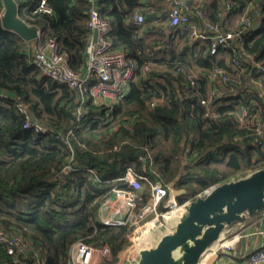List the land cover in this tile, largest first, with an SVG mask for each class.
<instances>
[{
	"label": "trees",
	"instance_id": "trees-1",
	"mask_svg": "<svg viewBox=\"0 0 264 264\" xmlns=\"http://www.w3.org/2000/svg\"><path fill=\"white\" fill-rule=\"evenodd\" d=\"M178 1L205 10L204 19L194 16L198 24L243 33L235 40L237 50L220 47L212 53L206 42L199 45L170 22L154 24L160 15L166 20L167 0H45V10H36L40 0H29L31 8L20 6V16L55 38L75 70L87 62L93 6L112 27L114 48L136 59L139 76L110 116L95 119L104 115V106L88 100L83 126L74 109L80 92L43 75L29 44L0 28V227L27 237L41 249L44 264H67L69 248L80 238L108 246L111 258L102 264H117L131 229L101 222L97 211L115 188H129L122 182L129 172L152 182L179 166L196 167L202 177L195 182L205 192L264 168V143L256 144V120L264 122V0ZM141 6L154 8L144 12L143 25L135 20ZM237 14L250 17L257 28L244 22L231 28L229 19ZM178 42L183 49L176 48ZM211 90L214 112L207 114L209 107L199 101ZM242 106L253 118L248 123L241 124ZM27 120L42 128L25 127ZM57 132L70 133L69 142L57 139ZM139 181L146 202L152 185ZM188 200L186 194L178 202ZM32 262L30 253L14 257L0 251V264Z\"/></svg>",
	"mask_w": 264,
	"mask_h": 264
},
{
	"label": "built area",
	"instance_id": "built-area-1",
	"mask_svg": "<svg viewBox=\"0 0 264 264\" xmlns=\"http://www.w3.org/2000/svg\"><path fill=\"white\" fill-rule=\"evenodd\" d=\"M168 1L171 3V6L165 10V17L169 19L173 28H181L183 31L193 35L199 42H206L212 53H217L220 47L237 50L235 40L238 36H243V33L238 34L233 31H224L218 24L207 21H204L203 24H198L193 19V16L195 14L199 18L204 19L206 16L205 10L191 9L188 5L178 0ZM38 9H46L45 0H40L36 10ZM135 20L138 24H142L145 21L144 13L136 12ZM243 22L250 27L254 24L250 17H244ZM88 26L90 33L86 49L87 62L82 70H75L70 66L69 56L60 51L59 42L51 36L48 37L47 32L44 30H39V41L36 44L33 57V63L40 69L43 75L56 79L80 92V100L74 107L80 126H83L84 120L83 106L88 100H91L96 105L104 106V115H95L94 118L106 120L113 111L114 104L129 91L131 83L139 76L136 59L125 51L114 48L113 41L110 38L112 27L107 20L101 17L99 10L95 6L91 8ZM233 62L235 65L240 64L237 56L233 59ZM258 66L260 67V64ZM143 74H149L148 66L144 68ZM226 79L227 76L223 74L222 81L224 82ZM191 84L196 86L195 78L192 79ZM215 95V90H211L208 97H203L199 101V103L209 107L207 114L214 112H211L210 104ZM155 103L153 102L152 104L154 105ZM239 118L241 124L248 123L253 119L249 115V111L243 106L241 107ZM256 124H258L256 128V144L262 145L264 143V122L256 120ZM33 125L37 129L42 128V125L38 121L31 122L27 120L24 124L28 128ZM55 137L64 142H69L70 133L57 132ZM130 177L138 181L139 179L150 181L146 176L138 177L129 172L126 177L122 178V182L128 184L129 188L120 186L115 188L114 195L107 198L98 208V219L110 225H128L131 229L128 237H131V235L136 234L149 223H152L149 231L146 233V236L148 235L147 237L150 239L152 238L151 232L158 227L161 218L167 217L172 222L169 225L163 226L164 230L160 231L162 236L172 228L179 213L183 211L185 204L189 200L184 203H176L170 189L150 181L152 185L151 195L148 201L144 202L143 192L139 189L140 185L135 187L131 185ZM111 199L119 204L122 213L116 212L113 214L109 212V207L106 206V203ZM161 205L166 210H160ZM169 208L170 210H168ZM175 212L177 213L176 218L171 219L172 214ZM166 223L168 224L169 222L166 221ZM233 239L227 240L231 242ZM130 241V245L125 249L132 258L131 263L127 262V264H136L140 250L144 247L152 246L153 241L143 244L134 239L131 240V238ZM139 244L141 245L139 246ZM218 245L216 251L218 249L227 250L230 247V244L226 245L223 242H219ZM1 250L14 257L30 253L33 255L32 264H44L41 249L35 247L27 237L12 228L0 227ZM101 255H110V248L108 246L96 247L80 238L70 246L67 264H97L96 260ZM239 264H264V246L251 251Z\"/></svg>",
	"mask_w": 264,
	"mask_h": 264
},
{
	"label": "water",
	"instance_id": "water-1",
	"mask_svg": "<svg viewBox=\"0 0 264 264\" xmlns=\"http://www.w3.org/2000/svg\"><path fill=\"white\" fill-rule=\"evenodd\" d=\"M3 1L0 28L15 31L28 42L37 39L38 26L20 16L17 1ZM255 28L257 24L250 27ZM263 210L264 168L222 181L189 200L172 228L154 245L140 250L136 264H200L205 254L222 241L228 227Z\"/></svg>",
	"mask_w": 264,
	"mask_h": 264
},
{
	"label": "crops",
	"instance_id": "crops-1",
	"mask_svg": "<svg viewBox=\"0 0 264 264\" xmlns=\"http://www.w3.org/2000/svg\"><path fill=\"white\" fill-rule=\"evenodd\" d=\"M17 3L20 6H24V10L31 8V3L29 0H16ZM141 4H144L146 2H142ZM168 1V0H167ZM169 2V1H168ZM25 3V4H24ZM142 7V6H141ZM200 9H203L201 7H197ZM5 9V4L3 2V9L0 13V16L3 14ZM196 9V8H195ZM154 8L152 6H144L142 9L138 8L136 12H145L146 11H152ZM204 10V9H203ZM164 12L162 11V14ZM160 15V14H159ZM195 16V14H194ZM193 16V19H195ZM245 15H234L232 18L229 19L230 27H236L240 23L243 22ZM162 16L160 15L159 19L154 21V24H164L165 21L169 22V19H160ZM236 20V22H235ZM145 23V21L142 23V25ZM138 24V23H137ZM235 24V25H234ZM257 24V23H254ZM171 25V24H170ZM234 25V26H233ZM158 27V26H157ZM39 30H43L40 26H38ZM39 38L35 39L34 41H26L30 48L32 49V52L34 53L36 44H38ZM202 42H199V45H201ZM185 44L178 42L176 44L177 49H183ZM247 57H249L247 55ZM202 177V172L200 169L196 167H186L180 166L178 168H175L172 173H170L167 177L157 179L155 181L152 180L154 184H158L159 186L166 187L172 191V196L174 198H181L182 196H187L192 199L195 196H198L201 193H204L201 191L200 186L195 182V178ZM235 177H230L228 180L234 179ZM131 185L139 186L140 191H144V185L141 184L138 180L134 179L133 177H130ZM106 206L109 207L110 213H122V209L120 208L119 204L113 199L108 201L106 203ZM224 237H227V239H230L232 236H234V239L230 243L229 249H218L216 251V248L222 244L220 243L218 246H216L215 249L211 248L210 253L208 254V264H239L251 251L261 248L264 246V210L262 212H259L253 216H248L245 221L237 223L232 225L231 227H228L226 231L224 232ZM222 239L223 243L228 242L230 240ZM229 245V244H228ZM226 247V246H225ZM205 254V255H207ZM102 256V255H101ZM105 256V255H103ZM99 258V257H98ZM97 258V264H99Z\"/></svg>",
	"mask_w": 264,
	"mask_h": 264
},
{
	"label": "rangeland",
	"instance_id": "rangeland-1",
	"mask_svg": "<svg viewBox=\"0 0 264 264\" xmlns=\"http://www.w3.org/2000/svg\"><path fill=\"white\" fill-rule=\"evenodd\" d=\"M3 13V12H2ZM235 22H236V20H235ZM235 25V24H234ZM233 25V26H234ZM175 202L176 203H179L178 202V198H177V200H176V198H175ZM180 205V204H179ZM175 209V208H174ZM174 209H172V210H174ZM168 210H170V208L168 209ZM176 215H177V213L175 212L174 214H172V216H171V219H173V218H176ZM166 221L167 222H169L168 224L166 223ZM172 221H169V218H167V217H165V218H161V222H159L158 223V227H157V229L155 228L151 233H152V238H148L147 236H146V233H147V231L145 230L146 228H143L142 230H140L139 232H137L136 234H133V235H131V237H128L129 238V241H128V239H127V245H126V249L128 248V246L130 245V243H131V241H130V238H131V240H136V241H139V239L140 238H142V241H139V242H143L144 241V243H148V241H150V242H152L153 241V245L160 239V237H161V234H160V231L163 229L164 230V227L163 226H165V225H169L170 223H171ZM150 233V234H151ZM149 234V235H150ZM144 236V237H143ZM234 238V236H232L231 237V239H233ZM155 239V240H154ZM223 239H227V237H224ZM220 242H223V241H220ZM126 249L122 252V254H121V257H120V262L118 261L117 262V264H127V262L128 263H131V258H132V256H130L129 255V253H127L126 252ZM220 250V249H219ZM105 257H109V258H111L110 257V255H106V256H99V258H98V262H99V264H102V262L104 261V258ZM128 259V260H127Z\"/></svg>",
	"mask_w": 264,
	"mask_h": 264
},
{
	"label": "bare ground",
	"instance_id": "bare-ground-1",
	"mask_svg": "<svg viewBox=\"0 0 264 264\" xmlns=\"http://www.w3.org/2000/svg\"><path fill=\"white\" fill-rule=\"evenodd\" d=\"M151 225H152V223H149V224L145 227V228H146L145 230H146V231H149ZM156 229H157V228H156ZM154 240H155V239H154ZM139 241H142V238H140ZM143 243H144V241L141 242V244H143ZM230 243H231L230 241L225 242L226 245H228V244H230ZM141 244H139V246H140ZM217 245H218V244H217ZM217 245H214L212 248L215 249ZM208 253H210V252H208ZM208 259H209V258H208V254H207V255H205V256L201 259L200 264H208L209 261H210V260H208Z\"/></svg>",
	"mask_w": 264,
	"mask_h": 264
}]
</instances>
